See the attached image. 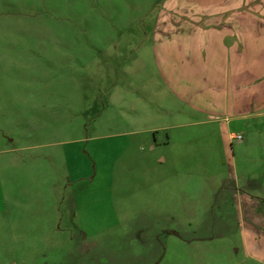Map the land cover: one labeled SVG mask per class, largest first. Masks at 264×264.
<instances>
[{"label": "rangeland", "instance_id": "obj_1", "mask_svg": "<svg viewBox=\"0 0 264 264\" xmlns=\"http://www.w3.org/2000/svg\"><path fill=\"white\" fill-rule=\"evenodd\" d=\"M167 1L0 0V264H263L264 115L169 80Z\"/></svg>", "mask_w": 264, "mask_h": 264}, {"label": "crops", "instance_id": "obj_2", "mask_svg": "<svg viewBox=\"0 0 264 264\" xmlns=\"http://www.w3.org/2000/svg\"><path fill=\"white\" fill-rule=\"evenodd\" d=\"M159 12L154 43L169 80L195 88L205 110L238 120L264 115V0H168Z\"/></svg>", "mask_w": 264, "mask_h": 264}, {"label": "built area", "instance_id": "obj_3", "mask_svg": "<svg viewBox=\"0 0 264 264\" xmlns=\"http://www.w3.org/2000/svg\"><path fill=\"white\" fill-rule=\"evenodd\" d=\"M231 138L232 139H236V140H241L242 139V135L239 133H232L231 134Z\"/></svg>", "mask_w": 264, "mask_h": 264}]
</instances>
